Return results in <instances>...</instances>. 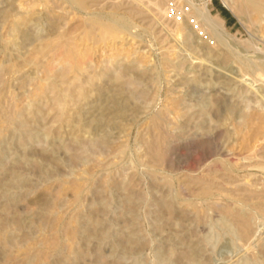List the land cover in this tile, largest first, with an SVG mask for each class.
I'll return each mask as SVG.
<instances>
[{"label": "rangeland", "instance_id": "1", "mask_svg": "<svg viewBox=\"0 0 264 264\" xmlns=\"http://www.w3.org/2000/svg\"><path fill=\"white\" fill-rule=\"evenodd\" d=\"M167 1L0 0V264H264V11Z\"/></svg>", "mask_w": 264, "mask_h": 264}, {"label": "bare ground", "instance_id": "2", "mask_svg": "<svg viewBox=\"0 0 264 264\" xmlns=\"http://www.w3.org/2000/svg\"><path fill=\"white\" fill-rule=\"evenodd\" d=\"M245 3H246V5L248 6V7H250L253 11H255V12H253L254 14L257 12V13H259V12H262V11H264V0H243ZM157 6V5H156ZM154 8H158V7H154ZM248 12V11H247ZM200 14H201V17L203 18V20L214 30H212L213 31V33L215 34L214 35V37L216 36L217 38H219L218 40H221V41H223V42H230L231 41V38H232V36L229 34V32H227V30L225 29V27H224V25H223V23L218 19V18H215V17H213L212 15H211V13L209 12V10H208V8H207V6H206V2H204L203 3V5H202V7L200 8ZM260 16V15H259ZM61 35H63V34H61ZM189 35H192V36H195L194 34H193V31L190 33V34H188V36ZM64 36V35H63ZM216 40V39H215ZM41 42H40V47L39 48H43V47H47V46H49L50 45V39L49 40H47L46 38H44V39H42V40H40ZM36 42V41H35ZM38 44V43H37ZM35 47V46H34ZM34 47H33V49H34ZM48 48V47H47ZM35 49H36V47H35ZM37 51H38V49H36ZM35 50V51H36ZM42 51V50H41ZM34 52V51H33ZM206 53H208V52H206ZM227 62V61H226ZM256 61L254 60L253 61V63H255ZM251 64H252V62H251ZM260 65V64H259ZM252 66V65H251ZM257 66V68L259 69V72L260 73H262V70H264V66H262V69L258 66V65H256ZM254 75V74H253ZM262 75V74H261ZM260 75V76H261ZM253 77H255V76H253ZM256 77H258V76H256ZM261 77H264V76H261ZM257 79V78H256ZM262 80H264V79H262ZM221 100L223 101V103H222V106H225V105H228L229 103H230V98L229 97H227L226 95H222L221 96ZM221 106V107H222ZM220 107V108H221ZM203 127V126H202ZM204 127H206V126H204ZM242 128V127H241ZM246 128V127H245ZM210 131H211V129H210ZM222 132H223V130H222V127H215L214 129H213V131L212 132H201L200 134H202L201 136L200 135H198L197 136V139H200V138H202V137H205V138H213V139H216V138H218L221 134H222ZM225 132V131H224ZM238 133V132H237ZM236 133V134H237ZM223 135H225V133L223 134ZM222 135V136H223ZM221 136V137H222ZM161 141V140H160ZM259 145V144H258ZM155 147H157L156 145H155ZM242 147H244V146H242ZM262 147V146H261ZM245 150L246 149V151H244V154L245 153H247L246 155H244V156H242V157H240L241 155H243V152H242V150ZM243 149H240L241 151H239V152H242V154L241 153H233V156H235L234 157V160H235V158H238V159H236L237 161H239V160H241V159H243L244 161L245 160H257L258 159V157H261L260 155L258 156V151L260 150V149H258V147H255V145H249V146H247V147H244ZM235 152V151H234ZM250 153H252L251 155H249ZM262 154H264V153H262ZM227 156H229V154L227 155ZM227 158V157H226ZM230 158V157H229ZM233 158V157H232ZM261 159V158H260ZM227 160V159H226ZM230 160V159H229ZM233 160V159H232ZM230 162V161H229ZM262 162V161H261ZM230 163H232V162H230ZM234 163H236V164H238L236 161L234 162ZM245 163V162H244ZM244 163H242V164H240L239 166H238V168H243V167H245L246 165L244 164ZM246 163H248V162H246ZM262 164V163H261ZM261 164H259V166L261 165ZM253 168V167H252ZM236 169V168H235ZM261 170V169H260ZM205 171H206V173H203L202 174V176L199 178V180H198V183H199V186H198V190H201V191H203V192H211V191H215V190H217V191H221V192H225V191H230V192H233V191H237V190H240V191H242V192H240V193H238V194H240V195H245V194H247L248 195V193L249 192H251V197L253 198V194H254V190H251V189H246L245 187V189L243 188V186H242V188H240V187H237V185H234L233 183H232V181H224L223 182V180L221 181V178H219V175L221 176V174H219L218 173V176H217V174H215L216 173V171L217 170H212L211 169V167L209 166L208 168H206L205 169ZM223 171V170H222ZM226 171H228V170H225V172ZM228 173V172H227ZM224 174V173H223ZM226 174V173H225ZM230 174V173H229ZM223 177L225 176V175H222ZM231 177H234L233 179H235V174H234V176H231ZM250 178V177H249ZM232 179V178H231ZM230 179V180H231ZM254 179H256V178H254ZM253 179H251L250 181H252ZM245 181H246V179H245ZM237 182V181H236ZM249 182V181H248ZM254 182V181H253ZM256 182L257 183H259V181H257L256 180ZM255 182V183H256ZM256 183V184H257ZM190 184V183H189ZM191 185V184H190ZM254 185V184H253ZM239 186V185H238ZM258 191V190H257ZM256 193V192H255ZM237 194V193H236ZM250 194V193H249ZM237 196V195H236ZM257 196V195H256ZM259 196V195H258ZM246 197V196H245ZM249 199V198H248ZM259 199H261L260 197H259ZM250 200V199H249ZM253 200H254V198H253ZM248 201V200H247ZM262 202V201H261ZM214 203V202H213ZM248 203V202H247ZM255 203V202H254ZM210 205V204H209ZM257 205H258V203H257ZM227 207V206H226ZM221 208V207H220ZM253 209V208H252ZM224 210H226V209H224ZM227 211V210H226ZM227 213H228V211H227ZM230 213V212H229ZM231 214V213H230ZM230 214H229V216H230ZM232 215V218H233V220L236 222V224L238 225V228H239V231H240V234L242 235V239L246 242H248V239H249V233L251 232H249V227H250V225H249V223H250V220H249V218L247 217V215L245 214V215H242V214H238V213H234V214H231ZM231 218V219H232ZM235 229V228H234ZM253 232V231H252ZM251 234V233H250ZM246 242V243H247ZM249 245V244H248ZM248 247V246H247Z\"/></svg>", "mask_w": 264, "mask_h": 264}, {"label": "built area", "instance_id": "3", "mask_svg": "<svg viewBox=\"0 0 264 264\" xmlns=\"http://www.w3.org/2000/svg\"><path fill=\"white\" fill-rule=\"evenodd\" d=\"M166 16L167 18L173 20V21H177V22H180L181 19H183V15H184V19L185 21L188 22L189 25H191L194 29V31L200 32V26L199 24L197 23L196 19L194 18L193 21L191 22L190 21V18L188 15L189 13H184L185 11H188V8L186 7H181L179 4H177L176 0H168L167 1V4H166Z\"/></svg>", "mask_w": 264, "mask_h": 264}]
</instances>
